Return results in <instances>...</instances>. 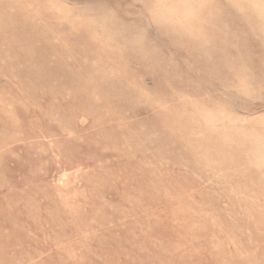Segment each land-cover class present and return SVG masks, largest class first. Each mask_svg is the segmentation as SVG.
I'll list each match as a JSON object with an SVG mask.
<instances>
[{
    "label": "rangeland",
    "instance_id": "obj_1",
    "mask_svg": "<svg viewBox=\"0 0 264 264\" xmlns=\"http://www.w3.org/2000/svg\"><path fill=\"white\" fill-rule=\"evenodd\" d=\"M0 264H264V0H0Z\"/></svg>",
    "mask_w": 264,
    "mask_h": 264
}]
</instances>
